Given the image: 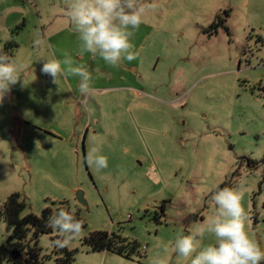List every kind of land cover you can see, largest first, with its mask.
Returning a JSON list of instances; mask_svg holds the SVG:
<instances>
[{
  "label": "rangeland",
  "instance_id": "374dc122",
  "mask_svg": "<svg viewBox=\"0 0 264 264\" xmlns=\"http://www.w3.org/2000/svg\"><path fill=\"white\" fill-rule=\"evenodd\" d=\"M144 3L156 7L131 38L138 56L112 67L79 55L64 1L0 0V51L14 39L13 59L26 65L0 103V207L20 193L23 216L79 211L87 226L68 246L74 264H190L175 238L214 215L216 186L242 185L246 229L264 249V0ZM219 17L227 28L210 35ZM57 37L56 58L67 51L91 72L88 95L78 77L55 84L41 72ZM97 145L108 158L101 171L86 162ZM94 231L137 241L141 256L91 251L83 240ZM11 235L0 219V247ZM56 238L39 239L46 264H55ZM211 242L206 234L202 246Z\"/></svg>",
  "mask_w": 264,
  "mask_h": 264
},
{
  "label": "clouds",
  "instance_id": "9594fccd",
  "mask_svg": "<svg viewBox=\"0 0 264 264\" xmlns=\"http://www.w3.org/2000/svg\"><path fill=\"white\" fill-rule=\"evenodd\" d=\"M67 15L71 30L79 42V55L90 53L99 56L112 67H119L123 60L132 61L138 53L134 51L131 38L135 30L144 21L146 12L155 10V4L144 0H66ZM44 41L37 37L34 45ZM63 58L53 54L44 59L41 72L52 77V82L75 76L79 78V91L88 95L92 90V74L83 64L77 63L73 56L65 51ZM26 65L19 63L7 53L0 51V103L11 91V86L20 81ZM89 167L101 171L108 167V158L102 154L101 146L90 149L86 156ZM244 188H216L211 193L215 213L189 234L180 233L174 241L173 251L190 264H261L264 261L262 249L249 235L246 229L247 213L242 205ZM71 211L60 207L48 218L46 226L54 230L57 237L52 246L63 249L83 234V223ZM206 234L213 242L202 246ZM154 264H166L157 259Z\"/></svg>",
  "mask_w": 264,
  "mask_h": 264
},
{
  "label": "trees",
  "instance_id": "16d2710c",
  "mask_svg": "<svg viewBox=\"0 0 264 264\" xmlns=\"http://www.w3.org/2000/svg\"><path fill=\"white\" fill-rule=\"evenodd\" d=\"M220 27H225L222 22L213 24L214 32L210 35L218 33ZM17 42L13 39L6 43L3 52L10 57H14L15 50L18 48ZM264 96V87L262 88ZM223 187H230L223 185ZM27 204L20 193L11 194L3 207H0V219L6 221L11 229L12 235L7 246L0 247V264H46L49 255H43L42 249L38 246L39 239L44 234H52L54 230L46 226L49 216L59 208L47 206L41 215L29 213L23 216ZM71 211V209H66ZM162 215L156 214V221L161 222L164 215V207ZM78 220L82 221L83 228L87 226V220L79 211L75 212ZM32 232L31 239L28 238ZM93 252H107L118 255L127 260H134L137 256H141V245L137 241H130L121 235L109 233L107 231H94L83 240ZM78 250H71L68 247L55 249L57 257L55 264H74L76 262V253Z\"/></svg>",
  "mask_w": 264,
  "mask_h": 264
},
{
  "label": "crops",
  "instance_id": "0c3cea01",
  "mask_svg": "<svg viewBox=\"0 0 264 264\" xmlns=\"http://www.w3.org/2000/svg\"><path fill=\"white\" fill-rule=\"evenodd\" d=\"M62 1H64V2L66 3V0H62ZM66 4H67V3H66ZM51 40H52V38H49V39H48V41H49V45H50L51 47H53V48H52L53 53H54L55 55L57 54V52H58V53H61V52H62V49H61V39H60L59 37H57V38L55 39L54 43H51Z\"/></svg>",
  "mask_w": 264,
  "mask_h": 264
},
{
  "label": "water",
  "instance_id": "95a60500",
  "mask_svg": "<svg viewBox=\"0 0 264 264\" xmlns=\"http://www.w3.org/2000/svg\"><path fill=\"white\" fill-rule=\"evenodd\" d=\"M77 198H78V201L83 204V205H87V202L86 200L84 199V193L83 192H78L77 194Z\"/></svg>",
  "mask_w": 264,
  "mask_h": 264
},
{
  "label": "flooded vegetation",
  "instance_id": "af4514ba",
  "mask_svg": "<svg viewBox=\"0 0 264 264\" xmlns=\"http://www.w3.org/2000/svg\"><path fill=\"white\" fill-rule=\"evenodd\" d=\"M223 19L221 17L218 18V21H215L214 24H220L222 23Z\"/></svg>",
  "mask_w": 264,
  "mask_h": 264
}]
</instances>
